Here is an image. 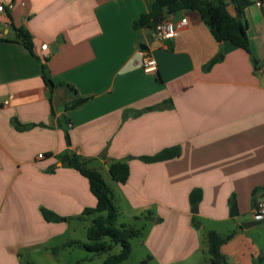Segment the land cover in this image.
Segmentation results:
<instances>
[{
  "label": "crops",
  "instance_id": "crops-1",
  "mask_svg": "<svg viewBox=\"0 0 264 264\" xmlns=\"http://www.w3.org/2000/svg\"><path fill=\"white\" fill-rule=\"evenodd\" d=\"M154 1L0 0V264H20V250L94 207L87 180L60 161L65 153L107 175L110 164L126 163L127 181L113 183L120 201L132 213L173 212L190 237L176 243L187 255L197 248L194 215L218 235L231 206L252 216L264 193V0H245L241 14L250 54L216 42L193 10L169 16L188 27L167 46L157 42L152 31L133 28ZM20 29L31 53L16 41ZM142 35L154 39L151 73L141 68ZM173 147L180 152L171 160H141ZM193 190L201 192L196 213ZM42 209L58 221L46 222Z\"/></svg>",
  "mask_w": 264,
  "mask_h": 264
},
{
  "label": "rangeland",
  "instance_id": "rangeland-1",
  "mask_svg": "<svg viewBox=\"0 0 264 264\" xmlns=\"http://www.w3.org/2000/svg\"><path fill=\"white\" fill-rule=\"evenodd\" d=\"M228 10L232 14L235 12ZM87 167L99 171L110 189L112 202L118 213L114 226L119 228L123 224L140 231L138 237L129 241L131 248L129 257L118 264H209L207 234L213 231V225L207 224L194 215L195 219L191 222V226L197 233V248L191 255H187V245L179 247L176 243L190 237L185 230L180 229L181 226L178 227V224L173 222L177 219L173 212L164 211V209L156 211L155 206L139 213L130 212L126 202L120 201L113 186L114 182L102 166L87 165ZM158 212L164 218L159 224L154 223L159 218ZM97 215L85 217V220L66 219L67 221L63 223L65 228L57 231L51 239L37 246L20 250L19 263L105 264L109 256L120 253L121 247L115 246L111 251L102 254H96L84 248V245L88 243L86 230L91 220ZM100 215L105 216L106 213ZM251 219L250 215L232 217L225 232L219 235L226 237L232 234L221 248L225 264H264V221L248 229L240 227L244 223L243 220L251 221ZM147 240L148 243H146Z\"/></svg>",
  "mask_w": 264,
  "mask_h": 264
},
{
  "label": "trees",
  "instance_id": "trees-1",
  "mask_svg": "<svg viewBox=\"0 0 264 264\" xmlns=\"http://www.w3.org/2000/svg\"><path fill=\"white\" fill-rule=\"evenodd\" d=\"M230 2L234 5L236 17L230 15L228 12V3L225 0H155L150 11L141 15L133 22V28L153 32L155 26L161 21L168 19L169 16L183 10H193L200 15L204 24L208 26L216 42H229L233 46L250 54L247 27L244 21L241 20L242 11L249 3L245 0H230ZM16 41L31 53V40L26 31L18 30ZM221 58V54L217 55L205 68H209ZM42 71L44 84L52 87L53 83L48 76L45 66H42ZM82 102H84L83 99L77 100L74 105ZM179 152L178 147H173L165 149L155 156L143 157L141 160L145 163L163 162L175 158L179 155ZM59 159L63 165L76 170L87 180L89 192L94 198V207L84 209L78 217L79 220H85V217L98 214L91 220L90 226L86 230L88 243L84 245V248L90 252L102 254L111 251L115 246H120V253L109 256L105 264H118L127 260L131 251L129 241L138 237L140 231L123 224L119 228L114 226L118 213L112 202L110 189L98 171L87 167V161L75 154L69 153L60 155ZM108 174L114 183L124 184L129 176L128 165L122 162H114L109 165ZM200 200L201 192L199 190H193L188 196L189 204L192 207H196ZM101 213H106V215L102 216L100 215ZM41 214L46 222L58 221L57 215L51 211L42 209ZM231 236L232 234L221 237L215 231L208 232L207 250L209 264H225L220 248Z\"/></svg>",
  "mask_w": 264,
  "mask_h": 264
},
{
  "label": "built area",
  "instance_id": "built-area-1",
  "mask_svg": "<svg viewBox=\"0 0 264 264\" xmlns=\"http://www.w3.org/2000/svg\"><path fill=\"white\" fill-rule=\"evenodd\" d=\"M259 5L260 2H257ZM10 8V7H9ZM4 9L0 6V12H3ZM188 27V22L185 18H180L177 21H172L166 19L158 23L153 30V37L157 42H163L165 40H170L175 37L178 33L186 30ZM47 48L46 44L40 46V49L44 51ZM141 56V68L146 73H151L156 71V61L151 58L147 51L140 50ZM39 158L42 155H38ZM252 219L256 222L264 221V195L258 197L254 200L252 208Z\"/></svg>",
  "mask_w": 264,
  "mask_h": 264
},
{
  "label": "water",
  "instance_id": "water-1",
  "mask_svg": "<svg viewBox=\"0 0 264 264\" xmlns=\"http://www.w3.org/2000/svg\"><path fill=\"white\" fill-rule=\"evenodd\" d=\"M153 42H154V39L150 35H142L140 37L139 49L140 50H143V51H147L148 50V45L152 44ZM169 43H170V40L163 41V45H166L167 46ZM51 49H52V47H51ZM71 94L73 96H75V93H71ZM66 141H67L68 144H70V141H69L68 136L66 138ZM253 204H254V202H253ZM251 207L253 208V205ZM191 212L192 213H196L197 212V208L194 207L191 210ZM237 215H238V212H237L236 206L235 205L231 206L230 211H229V216L230 217H236ZM259 224H260V222L250 221V222H244V223H242L240 227L242 229H248L250 227L257 226Z\"/></svg>",
  "mask_w": 264,
  "mask_h": 264
}]
</instances>
